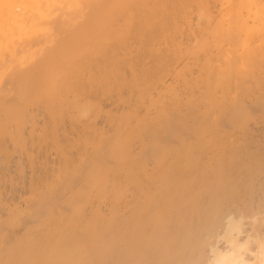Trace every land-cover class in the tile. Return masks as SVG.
I'll return each mask as SVG.
<instances>
[{
	"label": "bare ground",
	"instance_id": "obj_1",
	"mask_svg": "<svg viewBox=\"0 0 264 264\" xmlns=\"http://www.w3.org/2000/svg\"><path fill=\"white\" fill-rule=\"evenodd\" d=\"M0 264H264V0H0Z\"/></svg>",
	"mask_w": 264,
	"mask_h": 264
}]
</instances>
